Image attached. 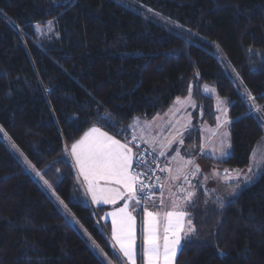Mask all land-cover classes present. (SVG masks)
<instances>
[{
	"label": "trees",
	"instance_id": "trees-1",
	"mask_svg": "<svg viewBox=\"0 0 264 264\" xmlns=\"http://www.w3.org/2000/svg\"><path fill=\"white\" fill-rule=\"evenodd\" d=\"M47 23L55 34L41 37ZM216 50L264 115V0H0V126L115 264L106 208L93 209L67 148L92 127L127 139L135 119L189 92L195 127L214 125L209 85L227 102L231 152L205 160L248 167L264 129ZM194 130L185 139L197 149ZM143 211L134 210L138 264ZM0 264H106L1 138ZM175 264H264V170L231 201L196 188Z\"/></svg>",
	"mask_w": 264,
	"mask_h": 264
},
{
	"label": "crops",
	"instance_id": "crops-1",
	"mask_svg": "<svg viewBox=\"0 0 264 264\" xmlns=\"http://www.w3.org/2000/svg\"><path fill=\"white\" fill-rule=\"evenodd\" d=\"M147 128V121L140 124L135 119L128 138L152 148L166 170L142 213L141 264H175L186 229L187 208L194 199L195 179L188 177L186 165L181 167L186 156L177 154L172 140H167L175 134L162 131L157 137L163 140H157L148 135ZM126 140L92 127L74 143L72 163L92 207L106 208L100 223L110 227L116 255L122 264H138L136 178L131 173L135 153Z\"/></svg>",
	"mask_w": 264,
	"mask_h": 264
},
{
	"label": "rangeland",
	"instance_id": "rangeland-1",
	"mask_svg": "<svg viewBox=\"0 0 264 264\" xmlns=\"http://www.w3.org/2000/svg\"><path fill=\"white\" fill-rule=\"evenodd\" d=\"M37 31L41 37H51L55 34L52 23H47L46 25L37 26ZM214 56L221 65L225 75L231 80L232 84L234 85L235 89L237 90L241 98L251 108L252 110L251 114L256 116L257 120L264 129V115L261 111V107L257 106L254 100L249 96L247 90L244 88L240 80L238 73L230 66V64H228L224 56L218 50L215 51ZM203 93L206 96L211 97L214 101V110H215L214 125H210L206 122H203L200 123L197 128L195 127L192 113L194 112L196 107L191 92H189V94L186 97L178 98L177 100H175L172 106L169 108V110L163 113L162 115H157L150 120L137 118L136 121L137 123L140 124L142 122L145 123V121H147L148 135L153 136L157 140H163L164 137L162 138L157 137L162 131H166L170 134L171 133L175 134L169 136L167 140L168 139L172 140V144L174 143L173 144V148L175 149L174 151L177 154H182L186 156V160L185 159L183 160L185 162L181 163V167H183L184 169V166H182V164L186 165L187 166L186 168L189 169L188 177H192L195 179V185H194L195 191L198 186L203 187L208 191L216 189L222 195H224L228 201H231L235 199L243 190L249 188L254 183H256L257 180L260 178L261 174L263 173L264 137L254 149L251 155L249 166L244 169L227 172L220 167L212 165V163H208V161H206L205 158L222 160L225 159L230 154L231 141H230L229 126L231 120L229 119L228 106L226 100L220 98L216 94V91L213 87L209 85H204ZM194 129L199 134V146L197 149L195 148V146L190 145L185 139L188 133ZM0 138L5 143L9 151L23 165L25 172L28 173L44 189V191L48 194L50 199L54 202V204L61 211V213L72 223L75 230L85 240V242L91 248V250H93V252L106 264H109L110 262L106 258L105 253L95 243V241L92 239L89 233L84 229V227L75 219L71 211L60 200V198L53 191L51 186L46 182V180H44L41 172L30 163V161L26 158L23 152L9 138V136L5 133V131L1 126H0ZM129 139L130 138H127L126 141L130 143L135 153L133 163L131 166V173L133 175L132 167L136 159L137 146L144 144L137 140L134 139L129 140ZM73 145L74 144L68 146L67 148L71 162H72V151L75 153L74 151L75 146ZM149 149L156 155V153L152 148ZM156 157L159 159L160 163L164 167V172H165L166 169L164 162L158 155H156ZM77 176L79 178L78 174ZM162 176L163 175L159 177L158 184H160L162 180ZM93 209L95 210L96 208L93 207ZM101 217L102 216H100V218ZM108 235L110 237V233Z\"/></svg>",
	"mask_w": 264,
	"mask_h": 264
},
{
	"label": "built area",
	"instance_id": "built-area-1",
	"mask_svg": "<svg viewBox=\"0 0 264 264\" xmlns=\"http://www.w3.org/2000/svg\"><path fill=\"white\" fill-rule=\"evenodd\" d=\"M136 178V197L138 209H144L158 187V180L164 167L156 155L144 145L137 146L136 159L132 167Z\"/></svg>",
	"mask_w": 264,
	"mask_h": 264
}]
</instances>
